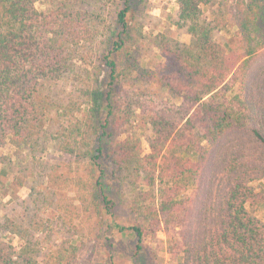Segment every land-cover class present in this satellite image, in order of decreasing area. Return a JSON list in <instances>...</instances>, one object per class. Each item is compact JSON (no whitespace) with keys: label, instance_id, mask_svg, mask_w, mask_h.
<instances>
[{"label":"trees","instance_id":"trees-1","mask_svg":"<svg viewBox=\"0 0 264 264\" xmlns=\"http://www.w3.org/2000/svg\"><path fill=\"white\" fill-rule=\"evenodd\" d=\"M100 1L0 0V193L31 189L11 194L0 264H88L72 241L52 246L57 221L41 216L73 192L75 236L112 227L128 196L138 223L120 229L139 243L163 230L181 264H264V221L250 211L264 208L253 187L264 180V0H220L211 19L215 0H178L189 44L144 34L145 0H119L113 14ZM145 39L160 50L154 68L138 59ZM8 143L26 153L23 178ZM50 149L65 171L41 180Z\"/></svg>","mask_w":264,"mask_h":264},{"label":"rangeland","instance_id":"rangeland-1","mask_svg":"<svg viewBox=\"0 0 264 264\" xmlns=\"http://www.w3.org/2000/svg\"><path fill=\"white\" fill-rule=\"evenodd\" d=\"M219 4L220 0H215L210 7H204V16L211 19L212 12L218 9ZM99 6L106 13L112 14L123 7L119 0L116 2L114 0H102L99 2ZM38 7L41 8V5L38 4ZM179 10L178 0H145L138 18V26L144 27V34L147 36L152 34L155 36L164 35L175 41L189 44L192 41V36L186 28L179 24ZM218 36L223 38L224 34L219 33ZM137 55L138 59L147 68H154L163 61L160 56V50L155 47L150 39H145L141 43ZM62 87V85L58 86L57 90L60 91ZM142 149L143 155L150 153L149 144L143 137ZM2 155L12 160L13 163L10 165L11 172L17 173L15 175L23 178L25 173H27L24 171L27 164L23 162L26 153H22L21 150L8 143L2 150ZM59 156L56 151L50 149L42 158L45 162L44 166L37 165L34 169L36 176L42 180L43 175L48 173L53 176L52 180H54L57 179L58 175L63 174L65 170L61 162L58 161ZM19 163L21 165H18ZM58 164L61 165L58 167ZM3 167L4 165L0 164V174ZM29 186L27 184L25 187L20 188L17 184H13L10 187V191L5 190L0 193V221L11 208V194L15 192L22 200H27L31 193ZM54 187L58 188L59 185L51 182L47 186H41V189L46 191L45 189L47 188L50 191ZM253 187L257 191H263L264 180L255 182ZM128 192L126 190V195ZM74 196V192L66 193L63 197L64 202L60 206H55L56 203L46 213L41 215L42 217H53L57 221L53 226L55 241L52 246H55L57 241L70 240L74 246L77 244V247L82 248L81 253H88L91 256L88 264H181V256L177 257L171 253L170 239L165 231L161 230L158 233L151 234L139 243L137 236L132 230L120 229L121 227L135 226L138 223L137 217L130 210L131 203L128 196L122 199H115L114 216L110 219L112 227H108L105 224L101 229L100 235L96 238L95 231H91L92 224L88 223V226L78 233L79 237L75 236L74 234H76L77 230L69 223L73 216ZM250 211L258 219L264 221V208L256 210L250 208ZM186 227L187 223L182 229H179L178 238L183 239ZM4 239L13 243L17 248L21 245V240L17 236L8 234L4 236ZM81 241H83V244H80ZM138 246H141V249H138Z\"/></svg>","mask_w":264,"mask_h":264}]
</instances>
